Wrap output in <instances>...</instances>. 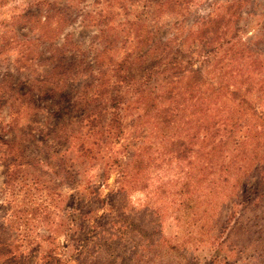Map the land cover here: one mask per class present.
I'll return each instance as SVG.
<instances>
[{"label": "rangeland", "instance_id": "374dc122", "mask_svg": "<svg viewBox=\"0 0 264 264\" xmlns=\"http://www.w3.org/2000/svg\"><path fill=\"white\" fill-rule=\"evenodd\" d=\"M0 249L264 264V0H0Z\"/></svg>", "mask_w": 264, "mask_h": 264}, {"label": "trees", "instance_id": "16d2710c", "mask_svg": "<svg viewBox=\"0 0 264 264\" xmlns=\"http://www.w3.org/2000/svg\"><path fill=\"white\" fill-rule=\"evenodd\" d=\"M51 19L47 20V22H50ZM46 22H44L45 24ZM64 45H57L56 43L52 42L51 47H54V50L56 52V54L61 53L63 51ZM52 49V51H54ZM114 60V59H113ZM175 61H173L172 64ZM128 60L124 59L121 61H113V63H111L110 66V76L108 77H104L103 80H101V83L103 84V86L105 87V90L103 89V92L107 93L110 95V102H111V107L114 108V110L119 111L121 106H122V101H120V96L119 95H111L110 93L113 91L116 92H121L122 87L124 86L123 84L128 83L130 81V77L127 73L128 71ZM195 75L193 77H196L198 72L194 71ZM200 75V74H199ZM114 78V79H113ZM197 80H195L196 82ZM194 86V84H191ZM116 121V120H115ZM12 157H13V161L11 163L12 167L8 170L7 174H6V179H5V188H13L15 186V182H19L21 181L23 178H21V170L22 168L25 167L24 164V156L23 154L17 150L14 146H12ZM184 152H180L178 153V155H182ZM139 163V162H138ZM140 164L142 165V162H140ZM140 170H142V167L139 168ZM126 175V174H123ZM1 251V249H0ZM5 254L0 252V259L4 256Z\"/></svg>", "mask_w": 264, "mask_h": 264}]
</instances>
